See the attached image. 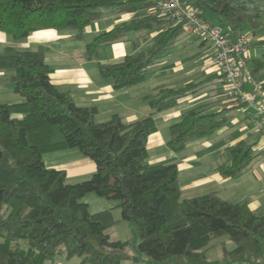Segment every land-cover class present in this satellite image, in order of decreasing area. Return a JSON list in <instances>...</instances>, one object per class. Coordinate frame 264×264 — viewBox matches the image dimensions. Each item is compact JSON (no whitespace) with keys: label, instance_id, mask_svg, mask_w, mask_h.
Segmentation results:
<instances>
[{"label":"trees","instance_id":"1","mask_svg":"<svg viewBox=\"0 0 264 264\" xmlns=\"http://www.w3.org/2000/svg\"><path fill=\"white\" fill-rule=\"evenodd\" d=\"M190 1L234 37L248 28L256 32L264 18V0ZM155 6L156 0H0V33L21 42L41 29H71L83 40L86 28L107 10L146 11L87 44V56L94 59L102 46L129 31L157 32L146 48L136 45L122 61L98 62L100 75L122 91L144 82L185 32L160 17ZM253 46L264 48V40ZM251 69L264 81L258 76L264 57ZM1 70L13 73L19 101L0 100V264H48L58 255L77 257L81 264H212L209 245L225 236L234 248L223 244L224 264H264V213L217 193L185 198L176 163L148 162V140L158 130L155 114L176 107L197 84L156 87L145 96L153 112L131 123L119 114L97 122V107L80 106L53 84L43 47H7L0 53ZM223 112L185 111L170 127L168 148L183 152L190 142L214 134L228 123ZM255 146L242 140L227 147L217 170L240 178L261 156ZM66 150H78L95 164L89 179L70 184L65 170L46 165L45 154ZM92 193L118 202L132 239L111 238L113 209L92 213L81 201ZM130 247L134 254H126Z\"/></svg>","mask_w":264,"mask_h":264},{"label":"crops","instance_id":"2","mask_svg":"<svg viewBox=\"0 0 264 264\" xmlns=\"http://www.w3.org/2000/svg\"><path fill=\"white\" fill-rule=\"evenodd\" d=\"M145 15L146 11L117 13L107 10L103 18L86 28L83 40L77 39L75 37L76 32L71 29H41L21 42L0 33V53L7 47H15L21 50H36L43 47L46 62L52 69L51 80L53 84L62 91L70 92L75 102L80 106L97 107L96 118H99L102 113L105 115L111 113L109 118L100 119L99 122L107 121L114 114H119L124 122L131 123L153 112L145 101V96L153 92L156 87L162 85L180 87L187 84H197L194 89L196 92L180 100L176 107L155 114L158 130L148 140V162L152 165L176 163L182 195L185 198L217 193L223 200L247 202L252 211L264 213V131L256 129L242 110L234 106L228 98L227 86L216 72L212 61L214 56L212 47L198 42L201 50L191 57L195 64L185 63L178 58L170 60V57L175 53L182 54V50L176 48L177 41L171 53L160 60V64L144 82L122 91L116 90L110 80L100 75L98 62L117 63L122 61L125 56L135 53L136 45H140V49L146 48L156 36V31L150 33L149 36L144 30L129 31L119 40L102 46L97 58H88L87 44L94 38L132 20L143 18ZM263 19L261 27H263ZM251 31L252 36H255L256 32ZM245 35L250 36L247 30ZM261 38L258 41L264 40V36ZM254 43L256 42L251 40L252 47L249 51L251 66L255 60L264 57V48L253 46ZM112 45L119 47L113 51L112 58L102 61L100 55L102 48ZM12 75L13 73L10 71H0V93L6 94L5 98L10 96L8 95L9 92V94L13 92ZM263 75L264 70H261L258 76L263 77ZM2 86L5 87L2 89ZM18 101V96L13 97L12 95L6 103ZM195 107H200L207 112L224 111L223 116L228 118V123L214 134L190 142L183 152L170 150L167 146L170 138V127L179 120L185 111ZM242 140H246L248 143H256L255 149L261 153V156L251 164L248 171L240 178H225L217 170L218 166L225 160L223 153L227 147ZM47 156L51 157L48 161H46ZM44 158L49 168L65 170L67 180L70 175H75L76 172L82 173L85 168L81 167L82 165L79 166L78 161H81L83 157L78 150L48 153L45 154ZM66 166L72 167L71 174L65 169ZM87 168L90 169V174L96 170L94 163L93 165L90 163ZM116 205L117 203L112 205L116 209L112 212L118 223L122 218H120V210L116 208ZM131 233L133 235L132 231ZM132 238L133 236L130 239ZM217 242L216 244H212V242V245H209L207 256L209 258L210 252L216 246V250L218 253L220 252L223 260L219 258L213 262L209 258V261L212 264H224L223 244L225 243L229 250H232L234 245L230 246L229 241L224 238L217 240ZM125 261H129L130 264H144L143 262L135 263L131 260ZM52 264H55V261Z\"/></svg>","mask_w":264,"mask_h":264},{"label":"built area","instance_id":"3","mask_svg":"<svg viewBox=\"0 0 264 264\" xmlns=\"http://www.w3.org/2000/svg\"><path fill=\"white\" fill-rule=\"evenodd\" d=\"M155 10L173 26L181 27L214 50L213 64L227 86V95L253 126L264 131V81L254 76L250 65V38L236 37L214 27L190 0H156Z\"/></svg>","mask_w":264,"mask_h":264},{"label":"rangeland","instance_id":"4","mask_svg":"<svg viewBox=\"0 0 264 264\" xmlns=\"http://www.w3.org/2000/svg\"><path fill=\"white\" fill-rule=\"evenodd\" d=\"M207 18L209 21H211L213 23L214 27L221 28L222 30L227 29V26L225 24L216 20L211 14H207ZM247 33L250 34L249 37L254 42H257L259 39H262L261 37L264 36V19H263V27H261L260 29H258L256 31L255 36H252V31L250 28L247 29ZM198 42L200 43V40L197 39L194 35L185 33L178 40V43L176 46L177 49L182 50V54L179 55L178 53H175L174 55H172L170 57V60H174V59L178 58L182 62H185V63L191 62V64H195L194 60L191 59V57L196 55L201 50ZM118 47H119L118 45H112L110 47H105V48L103 47L101 54H100L101 59H103L102 61L112 58V55L114 53L113 51L118 49ZM121 47H123V46H121ZM4 87L5 86H2L1 88L3 89ZM8 87H10V85H8ZM9 93H8V95H10V96L13 95V97H17V96H15L14 92H12L11 94H9ZM0 94H2V93H0ZM5 96H6V94L0 95V100L2 102H6L10 98V96L7 98H5ZM238 111H240V110H238ZM110 116H111V113H108L106 115L102 113V114H100L99 118L98 117L96 118V121L99 122L98 120L103 119V118L104 119L109 118ZM47 157H46V161H48L51 158V157H48V158ZM82 157H83L82 160L78 161V163H80L79 166L82 165L81 167H85V168L82 170V173L76 172L75 175L69 176L67 182L70 184L87 180L92 176V174H90V169H88L87 167H89L90 163L93 165V162L89 158H87L83 155H82ZM70 166L65 167V169L68 170L69 174H71L70 172L72 170L71 169L72 167H70ZM81 201L86 202L89 205V209L92 213L99 212L102 210H108L110 208H112L113 210H116V209H114V206H112V205H114V203H118L117 201H114V200H108L106 198L99 197L94 193L88 194ZM110 206H112V207H110ZM119 213H120V218H122L121 210L119 211ZM131 231H132V229H130L128 224L126 222H124L123 220H121L116 225H114L111 229H109L108 232H109L111 238L114 240L117 238H119L121 240H129L133 236ZM223 238L228 240V238L226 236ZM221 239H217V240H221ZM217 240L214 241L212 244L218 243ZM229 245L232 246L233 244L231 242H229ZM23 247H25V246H23ZM126 254H134L133 249L130 247L126 251ZM209 258L213 262L217 261L219 258L222 259L220 252L218 253V251L216 250V246H214L212 252H210ZM48 264H52V263L49 262ZM55 264H80V259L77 257L69 259L66 256L58 255L55 259ZM122 264H130V262L124 260L122 262Z\"/></svg>","mask_w":264,"mask_h":264}]
</instances>
